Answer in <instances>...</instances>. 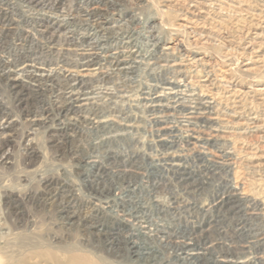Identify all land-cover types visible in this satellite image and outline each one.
<instances>
[{"label": "rangeland", "instance_id": "obj_1", "mask_svg": "<svg viewBox=\"0 0 264 264\" xmlns=\"http://www.w3.org/2000/svg\"><path fill=\"white\" fill-rule=\"evenodd\" d=\"M0 8V56L57 75L0 77V264H264V0H61L51 40Z\"/></svg>", "mask_w": 264, "mask_h": 264}, {"label": "bare ground", "instance_id": "obj_2", "mask_svg": "<svg viewBox=\"0 0 264 264\" xmlns=\"http://www.w3.org/2000/svg\"><path fill=\"white\" fill-rule=\"evenodd\" d=\"M23 3L25 4V7L26 8H31V9H36V8H43V9H46L47 12L49 13V15H44L40 18V20L36 21L37 25H41L43 27L42 31H41V35L44 36L45 34H47V38L49 40H51L53 38V31L50 32V28L51 27L53 30H59L58 28L60 26H62V24H65V23H69L73 20V16L71 15H68V17H64L62 19L59 18V15L58 16H55L54 14H52L53 11L55 10H58V5L61 3V0H22ZM91 1V0H88V2ZM87 9V8H86ZM1 10H4V9H1L0 8V14H3L4 18H7L9 17V11L7 9H5L4 11H1ZM92 10V11H91ZM90 11L91 12H86V16H88V18H92L93 20V23H92V29L98 33V34H101V35H104L106 32V28H104V26L101 24L102 22H100V18H99V13L97 12L96 8L95 9H91ZM96 10V11H95ZM3 12V13H2ZM69 12V11H68ZM56 14V13H55ZM59 14V13H57ZM88 19V20H89ZM60 20L62 21L60 24H58L60 22ZM4 21L5 20H1L0 19V24H2L1 26H4L6 24H4ZM7 21V20H6ZM11 21V20H10ZM9 22V20L7 21ZM35 23V24H36ZM57 26V27H56ZM120 28V27H119ZM119 34L121 36H123L124 34H127V32L121 30V28L119 29ZM7 33V32H6ZM106 36V35H105ZM109 37V36H108ZM150 37V36H149ZM6 38V34H0V47H4L7 43V41L5 40ZM64 38V37H63ZM124 38H127V35L124 36ZM68 39V38H67ZM101 39V38H100ZM123 39V38H122ZM123 42V41H121ZM124 43L128 44L129 42L128 41H124ZM68 45V44H66ZM34 46V45H33ZM88 50H92L94 49L95 47V44L94 42H90L88 43ZM8 50V49H6ZM12 51V50H11ZM151 51V50H150ZM122 52V51H121ZM120 51H112L110 52L111 54V58L113 60V63L114 65L119 68V69H127L128 68V62L125 58V55L124 54H120L121 53ZM41 53V52H40ZM42 54V53H41ZM101 55V54H100ZM36 56V55H35ZM19 57V56H17ZM104 57V56H103ZM24 60H22V59ZM35 58V57H34ZM101 58V56H100ZM130 58V57H128ZM25 59H26V56H23L21 57L20 55V58H17V59H4L2 56H0V77H4V75H6L7 77L10 75V74H13L12 76V85L15 87L19 84H22L23 86H33L35 87L34 90H36L38 93H40V91H42L41 89V84L43 83V81H50V82H53L57 77L56 73L53 72L52 70H47L46 73H37L35 71H37V68H35L34 70H29V68H33L34 65H31V64H25ZM96 59V53L95 52H89L87 53L86 57H85V61L82 63V66H91L93 65V62L94 60ZM135 59V58H134ZM151 60V59H149ZM156 60V59H155ZM34 61V59L32 60ZM150 62V61H148ZM147 62V63H148ZM170 62V61H169ZM172 62V61H171ZM36 64H37V61H36ZM131 64V63H130ZM176 64V63H175ZM19 65H21L22 67L21 68H18ZM168 65V64H166ZM165 65V66H166ZM114 66V67H115ZM169 66V65H168ZM47 67V66H46ZM170 67V66H169ZM12 68H17L16 70L12 69ZM176 68V67H174ZM177 69V68H176ZM181 69V68H180ZM189 69V68H188ZM117 70V69H116ZM120 70V71H121ZM39 71V70H38ZM125 71V70H124ZM175 71V70H174ZM12 72V73H10ZM35 72V73H34ZM71 72V71H70ZM119 72V71H118ZM180 72V71H179ZM122 73V72H121ZM187 73V72H186ZM175 74V73H174ZM177 74V72H176ZM187 75V74H186ZM85 74H81L79 75L78 79L76 77H73L71 76V79H75L79 82H82L83 81V78H84ZM87 76V75H86ZM10 78V77H9ZM24 78L27 79L24 80ZM169 78V77H167ZM176 78V77H175ZM176 80V79H175ZM179 80V79H178ZM182 80V79H181ZM33 82V84L29 83V82ZM167 81V79H166ZM169 82V81H168ZM176 82V81H175ZM174 82V83H175ZM179 82V81H178ZM171 83V82H170ZM43 85V84H42ZM164 85V84H162ZM166 87H164L165 89ZM161 89V88H160ZM167 89V88H166ZM170 89V88H169ZM74 88L73 86L70 87V90L68 91V93L70 94V96H73L74 95V92H73ZM158 91V90H157ZM170 91V90H168ZM168 93V92H167ZM164 94V93H163ZM166 95V94H165ZM201 95V94H200ZM191 96V95H190ZM210 96V95H209ZM162 97V96H161ZM164 99V98H163ZM158 99H155L154 102H156ZM205 100V99H204ZM165 104V103H164ZM182 104V102H181ZM153 106H159V104H154ZM161 106V105H160ZM148 107V106H147ZM189 107V106H188ZM163 108V107H162ZM196 108V107H195ZM198 108V107H197ZM164 109V108H163ZM199 109V108H198ZM211 109V108H210ZM217 109V108H216ZM215 109V110H216ZM197 110V109H196ZM100 111V110H99ZM156 111V110H154ZM214 111V109H213ZM212 111V112H213ZM100 113V112H99ZM203 113V112H202ZM185 114V113H184ZM188 114V113H187ZM204 114V113H203ZM209 114V113H208ZM213 114V113H212ZM190 116V115H189ZM194 116V115H193ZM156 117V116H155ZM186 117V116H185ZM192 117V116H191ZM250 118V117H249ZM109 119V118H108ZM212 119V118H211ZM183 121V120H182ZM187 121V120H186ZM202 121V120H201ZM96 124H99L103 127V125L107 124V120L105 119H101V118H98L97 120H95ZM206 122V121H205ZM167 123V122H166ZM210 124V123H209ZM215 125V124H213ZM107 126V125H106ZM255 126V125H254ZM110 127V126H109ZM169 127V125H168ZM107 128V127H106ZM164 128V127H163ZM219 128V127H218ZM112 129V128H111ZM114 129V128H113ZM220 131V130H219ZM217 132V131H216ZM164 133V132H163ZM168 133V132H167ZM109 135V134H108ZM173 135V134H172ZM219 136H222V135H219ZM165 137V136H164ZM163 137V138H164ZM173 137V136H172ZM161 138V137H160ZM212 138V137H211ZM221 138V137H220ZM172 139V138H171ZM222 139V138H221ZM217 140V139H216ZM103 141V140H102ZM227 155V154H226ZM95 166V165H94ZM239 183V182H238ZM235 200V199H234ZM233 201L230 199V197H220L219 200H218V205L221 207L222 205L224 204H230L232 203ZM236 205V204H235ZM228 206V205H227ZM225 210V209H224ZM160 211V210H159ZM138 212V211H137ZM148 215V214H147ZM72 217V215H71ZM147 219V218H146ZM140 220V219H139ZM144 233V232H143ZM198 233V232H197ZM200 236V235H199ZM159 237V236H158ZM177 242V240H176ZM196 243V242H195ZM238 243V242H237ZM165 245V244H164ZM180 246L181 248L185 249L186 251V243L184 242H180ZM179 248V247H178ZM216 248V247H215ZM180 249V248H179ZM193 250H196L195 248ZM220 251V250H219ZM213 252V251H211ZM138 254L142 255L143 257L146 256V258L149 256V252L146 251V252H138ZM190 254V253H189ZM214 255V253H213ZM193 257H195V259L197 260L198 258H202L204 257V254L201 253L200 251H197V252H194V254L192 255ZM194 259V258H193ZM232 261V260H231ZM215 263L217 264H228L229 263V259L226 258V256H221V257H215L214 261ZM232 263V262H231Z\"/></svg>", "mask_w": 264, "mask_h": 264}]
</instances>
